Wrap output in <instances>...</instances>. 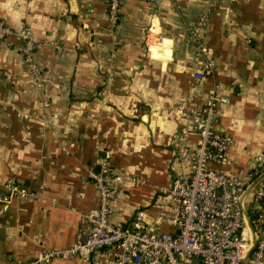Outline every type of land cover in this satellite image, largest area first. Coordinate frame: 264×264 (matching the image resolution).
Here are the masks:
<instances>
[{
	"label": "crops",
	"instance_id": "obj_1",
	"mask_svg": "<svg viewBox=\"0 0 264 264\" xmlns=\"http://www.w3.org/2000/svg\"><path fill=\"white\" fill-rule=\"evenodd\" d=\"M209 6L200 31L214 64L195 89L205 56L189 29ZM0 19L37 37L44 80L33 77L17 34L0 41V187L12 179L33 193L0 208V264L73 242L97 206L89 170L100 158L123 175L111 220L126 222L140 207L156 218L158 189L186 171L175 139L189 120L178 104L202 102L213 81L228 96L215 128L232 145L211 167L243 176L264 150V0H122L113 29L106 0H0ZM198 141L191 132L188 143Z\"/></svg>",
	"mask_w": 264,
	"mask_h": 264
},
{
	"label": "built area",
	"instance_id": "obj_2",
	"mask_svg": "<svg viewBox=\"0 0 264 264\" xmlns=\"http://www.w3.org/2000/svg\"><path fill=\"white\" fill-rule=\"evenodd\" d=\"M121 1L106 0L111 29L118 24ZM211 10L209 6L198 14L189 29L197 55L205 56L202 69L194 72L195 89L214 64L208 58L210 48L200 31ZM9 34L20 37L24 60L42 85L41 69L33 58L37 37L27 25L14 30L0 19V41ZM227 98L213 81L205 88L202 102L189 103L190 97L180 100L177 108L189 122L177 134L175 147L176 158L186 171L175 174L169 185L158 189L150 204L156 209V218L149 219L147 208L140 207L126 222L111 220L123 175L106 158H100L97 168L89 170L98 193L97 206L83 214L87 225L78 230L73 242L6 264H48L54 258L73 256L80 258L81 264H264V150L253 156L243 176L210 165L223 163L232 145V138L215 128L220 107ZM191 132L199 138L195 145L188 143ZM129 179L144 182L137 175H130ZM32 194L24 184L6 180L0 187V208L7 207L16 196Z\"/></svg>",
	"mask_w": 264,
	"mask_h": 264
}]
</instances>
